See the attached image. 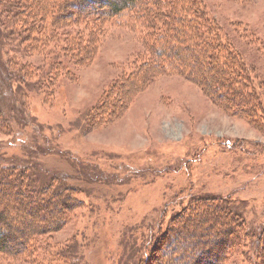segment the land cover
<instances>
[{"label": "rangeland", "instance_id": "obj_1", "mask_svg": "<svg viewBox=\"0 0 264 264\" xmlns=\"http://www.w3.org/2000/svg\"><path fill=\"white\" fill-rule=\"evenodd\" d=\"M72 1L24 0V8L0 0V165L27 166L34 186L60 184L67 195L61 207L70 212L39 229L42 243L69 257L59 260L53 249L41 264H137L157 229L201 197L234 205L244 232L252 231L241 238L250 253L264 228V0H198L189 7L235 51L222 54L231 64L229 81L199 50L201 42L184 58L189 74L166 69L167 53L159 55L164 72L141 66L156 41L152 18L136 10L80 11ZM180 24L191 44V25ZM236 75L255 93L251 111L211 100L209 87L233 105L244 100L230 83ZM117 83L124 96L111 97L115 111H96ZM22 142L33 153L20 154ZM49 194L38 189L34 196L40 202ZM35 213L15 214V231L21 221L32 227L37 215L44 221V212ZM203 217L190 221L199 233L208 227ZM227 254L223 264H246L242 253ZM0 264L13 263L0 256Z\"/></svg>", "mask_w": 264, "mask_h": 264}, {"label": "trees", "instance_id": "obj_2", "mask_svg": "<svg viewBox=\"0 0 264 264\" xmlns=\"http://www.w3.org/2000/svg\"><path fill=\"white\" fill-rule=\"evenodd\" d=\"M197 1L75 0L72 1V5L80 11L84 8H96V12L101 9H106L113 15L136 10V14L140 13L152 18L151 25L153 27H150V29L154 32L156 41L148 50L150 51L151 60H145L143 63H140L141 66L149 70H152L150 69L152 67L159 72H164L165 70L162 68L166 66V69L169 68L174 72L188 73L185 69H189L190 65L187 62L185 64L184 58L192 54V51L195 50L194 45L198 44L196 42H201L203 45L199 50L213 57V60L216 61L224 74L223 78L229 81L225 75L226 69H228L226 65L228 62L224 60L222 54L226 53L228 56L232 54L233 56L235 51L234 53H231L232 50L229 52L230 49L226 48V44L220 35H217L220 29L216 25L210 24V20H202V23H197L195 17L189 11V7H197ZM14 3L26 8L24 0H15ZM88 4L92 5L88 6ZM178 9L180 10L177 11ZM179 12L181 13L180 16L177 15ZM203 14L205 13L202 12V16ZM183 22L190 24L192 27L191 31L194 33L192 36L195 37V40L192 39L191 44H186L185 42L187 40L181 37L182 32L179 26ZM200 26L202 27L200 28ZM165 36L168 38L167 40ZM224 39L227 43V39ZM228 43L229 47L232 46L230 42ZM152 51L153 54L151 56ZM165 53L169 56L167 62L164 64L165 66H163L159 55L166 56ZM235 55H238V53ZM228 65L231 67L230 63ZM193 73L195 76L192 75V77L198 79L200 73L196 68H194ZM129 74L134 75L136 72L133 71L126 74L127 77L130 76ZM193 81L197 80L193 79ZM230 81V83L236 86V92L244 96V100H241L237 105H233L231 104L232 99L226 100L227 97L224 91H221L218 87L213 90L208 86L209 91L212 93L211 100L222 105H224L223 102L229 101L228 103H230L231 107L242 109L243 111L247 109L251 111L254 109L257 98H255V93L250 88V85H248L247 78L236 75L235 79ZM209 82V79L204 80V84H208ZM120 90L119 83L111 87L110 92L107 91L104 94L105 97L103 96L102 104L100 103L96 111H115L116 106L111 102V97L118 92L122 94ZM26 145L24 142L18 143L17 148L20 150V154L29 155V153H33V151L28 150L29 146ZM28 171V167L22 164L0 165V256L6 258L8 262L13 264H41L44 254L46 255L48 251L54 249L46 243H42L43 239L39 237L43 234H39V229H43L40 228L41 225L43 227L49 226L50 224L56 223L59 219L64 220L70 216V212L65 207H61V201L66 199L67 195H60V184L53 185V183L42 182L44 185L38 187L40 182H36L35 184L37 185L34 186L30 184L32 182L29 180ZM38 189L42 193L50 192L47 195L48 197L44 196L45 199L40 202L38 200L36 201V197L39 195L34 196ZM228 202H230L228 199L217 200L213 198L210 201L208 198L201 197L197 198L195 207H184L174 213L164 230H161V226V228L157 229L156 235L149 239L150 242H147L146 247L143 248L145 250L144 255H142V258L137 264H223L222 261L226 258V254L233 250L242 253L246 264H264V228H262L260 234L259 232L256 233L257 235L254 237L255 246L250 250V253L247 252L242 244L244 239L241 238L252 231L248 229L247 232H244L245 227L242 228L244 224L243 222H239L240 218L236 213L237 211L234 205L232 203L228 204ZM13 204L16 208L10 210ZM202 209L206 212L205 215L207 217L204 215L205 212L203 215L200 214V210ZM36 210L39 213H45L44 221L40 219L42 218L41 216L37 215L35 219H32V223H34L32 227L27 222L24 223V221H21L23 224L20 227V231H15L17 228L15 225L16 220L14 219L15 214L17 218H23L24 216L30 217L32 215L31 213H35ZM223 210H226L224 211L226 212V219L222 214ZM161 216H159L156 223H160ZM194 217L207 218L208 230L206 229L204 233L201 232L202 230L200 233L195 231L192 228L193 224L190 222ZM178 222H182V224ZM43 223L46 225H43ZM227 225L229 229L226 227ZM195 227L198 228L200 226ZM189 235H192L190 239L188 238ZM55 255L57 257L59 256V260H67L69 257L68 253L60 250L56 251ZM70 259L72 264L78 261L75 258ZM61 264H63L62 261Z\"/></svg>", "mask_w": 264, "mask_h": 264}]
</instances>
